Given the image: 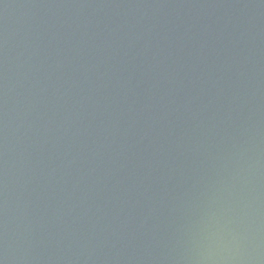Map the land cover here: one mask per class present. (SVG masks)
<instances>
[{
    "label": "water",
    "instance_id": "95a60500",
    "mask_svg": "<svg viewBox=\"0 0 264 264\" xmlns=\"http://www.w3.org/2000/svg\"><path fill=\"white\" fill-rule=\"evenodd\" d=\"M0 264H264V0H0Z\"/></svg>",
    "mask_w": 264,
    "mask_h": 264
}]
</instances>
